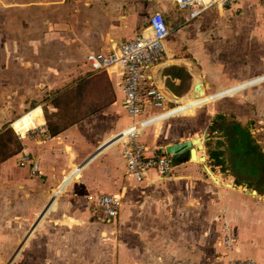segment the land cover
<instances>
[{
    "label": "crops",
    "instance_id": "crops-1",
    "mask_svg": "<svg viewBox=\"0 0 264 264\" xmlns=\"http://www.w3.org/2000/svg\"><path fill=\"white\" fill-rule=\"evenodd\" d=\"M34 9L48 13L49 27L27 22L26 13ZM155 12L164 15L170 34L152 77L181 105L170 111L172 116L153 119L140 130L145 153H169L172 145L203 138L207 127L209 135L217 114L264 125V74L250 76L253 55L260 56L258 69L264 65L260 0L214 6L193 20L169 0H0L2 47L19 52L31 43L24 39L28 31H48L55 36L50 60L66 65L44 75V99L34 96L12 108L14 113L2 111L0 120L7 121L28 111L15 127H28L35 119L50 138L33 134L11 141L0 127V264H264V194L213 169L207 145L205 150L195 146L206 163L184 161L187 152L173 156L170 178L151 171L136 183L126 175L122 142L115 138L133 120L123 107L121 77L92 72L88 56L132 40ZM13 14L16 23L9 22ZM12 31L18 33L16 40L9 36ZM16 56L8 55L7 62ZM19 63L25 71L24 60ZM198 83L202 93L195 95ZM206 96L214 99L204 112V129L184 132L179 126L194 117L176 112L191 104L200 108ZM157 112L146 108L138 120ZM23 152L39 173L19 166ZM99 194L123 196L114 220L94 212L87 197Z\"/></svg>",
    "mask_w": 264,
    "mask_h": 264
},
{
    "label": "built area",
    "instance_id": "built-area-1",
    "mask_svg": "<svg viewBox=\"0 0 264 264\" xmlns=\"http://www.w3.org/2000/svg\"><path fill=\"white\" fill-rule=\"evenodd\" d=\"M174 2L180 10L188 12V20L199 17L203 12L214 6L224 7L238 0H169ZM264 5V0H260ZM165 17L155 12L148 18L146 27L132 40L121 43L118 47L107 52L93 53L88 56V64L92 72L112 71L121 77L120 89L124 95L123 107L133 120L130 126L116 135L115 139L122 142V157L126 164L128 179L141 183L148 178L151 171L159 177L167 179L173 176V155L162 151L152 155L145 153L146 149L139 141L140 130L153 119H165L170 111L181 104L159 88L152 77V72L160 64L163 57V42L169 36ZM171 104L178 107L170 108ZM146 108L158 111L151 117L138 120ZM22 117V116H21ZM19 117V118H21ZM17 118L10 123L19 140L28 135L39 134L49 139L46 126L37 125L34 121L28 127H15ZM19 166L26 167L32 175L39 173L38 167L32 162L27 153H22ZM94 212L105 221H112L119 215L123 204L120 194H99L87 197ZM229 235L225 236V244L229 245ZM228 264H257L253 260H233Z\"/></svg>",
    "mask_w": 264,
    "mask_h": 264
},
{
    "label": "rangeland",
    "instance_id": "rangeland-1",
    "mask_svg": "<svg viewBox=\"0 0 264 264\" xmlns=\"http://www.w3.org/2000/svg\"><path fill=\"white\" fill-rule=\"evenodd\" d=\"M48 13L47 12H38L34 9V11H31V14L29 12L26 13L27 15V22L30 24H46L47 27H49L47 23H49V17H46ZM33 15V16H31ZM9 22L16 23L18 20V17L16 14H13V16L9 17ZM2 19L0 18V24L2 23ZM41 19V21H38ZM44 24V26H45ZM45 29V28H44ZM49 34V35H48ZM50 32H27L25 36V40L30 41V44H27L29 47H25L19 50H16V48H11L8 50L7 47H2L0 45V118L4 117L5 113L2 111H6V113L11 111H7V109H11L13 113L16 110H13L12 108L17 109L19 105L22 104L23 101L25 103L30 101L34 96H36L37 99H44L45 96L43 95V91H45L46 83H48V80L44 78V75L46 73H49L51 70H53L56 67V70L63 71L66 68V65L56 63L55 65L53 61H51V54H50V42H55V36L51 35ZM18 33L16 31H12L9 33V36H11V39H17ZM54 39V40H53ZM2 40L1 32H0V41ZM35 42V44H34ZM264 42V41H263ZM35 45V48H33V44ZM11 54V57L14 58L12 63H8L9 60L8 55ZM251 64H253V69H251V77L253 74L256 76H260L264 74V65H262V68L258 69L257 66V60L260 58V56L253 55ZM25 64V71L19 70L18 63L23 62ZM52 62V63H51ZM19 65L21 66V64ZM86 64V63H85ZM89 66V64L87 65ZM90 68V66H89ZM60 82V81H59ZM43 92V93H42ZM48 93V92H47ZM46 94V93H45ZM210 97V100L209 98ZM214 97L212 96H206L205 97V104H203L200 108H197L194 110V105L191 104V108H187L181 111H177L176 113H182L184 112V115H180V117H185V119L188 117H194L190 118L193 120H187L183 125H180L179 128H181L184 132H199L204 129V126L206 125V119L203 116L204 112L207 113L208 109L210 108V103ZM198 102V101H197ZM13 105V106H12ZM173 105V106H172ZM170 108L178 107V105L172 104ZM6 106H8L6 108ZM186 111V112H185ZM29 113L28 111L24 114ZM22 114L21 116H23ZM21 116L11 117V120L7 121L6 119L0 120V127L3 128L5 136L8 137V139L17 140L18 138L15 135L14 131L10 127V123L16 120L17 118ZM230 116V115H229ZM234 116V115H232ZM236 118V116H235ZM237 119V118H236ZM238 120V119H237ZM239 121V120H238ZM241 122V121H240ZM257 122V121H256ZM261 123V122H260ZM263 123V122H262ZM242 124L247 125L253 138L255 139L256 143L259 144L261 147L262 152L264 151V125L257 126L254 121L251 120V118L247 119L245 118L244 122ZM178 128V127H177ZM208 130V127L206 128ZM205 129V130H206ZM179 131V132H183ZM204 134V133H203ZM187 136V135H186ZM192 137V135H189ZM188 136V138H189ZM11 137V138H9ZM185 137V136H182ZM208 141V138H207ZM215 141L213 143V148L215 147ZM229 153V152H228ZM264 153V152H263ZM230 154V153H229ZM204 155V153H203ZM216 172L217 171L216 169ZM218 174V173H217ZM226 178V177H225Z\"/></svg>",
    "mask_w": 264,
    "mask_h": 264
},
{
    "label": "trees",
    "instance_id": "trees-1",
    "mask_svg": "<svg viewBox=\"0 0 264 264\" xmlns=\"http://www.w3.org/2000/svg\"><path fill=\"white\" fill-rule=\"evenodd\" d=\"M206 145L213 169L218 167L221 172L230 174L238 186L264 194V153L247 125L235 116L217 114L209 126Z\"/></svg>",
    "mask_w": 264,
    "mask_h": 264
},
{
    "label": "water",
    "instance_id": "water-1",
    "mask_svg": "<svg viewBox=\"0 0 264 264\" xmlns=\"http://www.w3.org/2000/svg\"><path fill=\"white\" fill-rule=\"evenodd\" d=\"M260 81L259 80H253L251 81L250 83H248L247 85H251L253 83H256ZM202 83H198L195 88H194V94L195 95H198V94H201V90H202ZM224 93H221L219 95H217L216 97H219V96H222ZM207 137H208V130L206 129L205 132H204V136H203V145L201 146H198V149H203L205 150V145H206V140H207ZM200 138H196V139H193V140H188V141H184V142H180V143H177L175 145H172L170 147H168V152L173 155L174 157H177L179 156L181 153L183 152H187V155L185 157V160L184 161H187L189 159L193 160L197 157V150L195 148L196 146V142L199 141ZM200 160L202 161V163H206V157L205 156H202L200 157ZM205 169L207 171V173L213 178L214 181H218V178L216 176L213 175L212 171L210 170V168L205 165ZM253 193H256V191H253Z\"/></svg>",
    "mask_w": 264,
    "mask_h": 264
},
{
    "label": "bare ground",
    "instance_id": "bare-ground-1",
    "mask_svg": "<svg viewBox=\"0 0 264 264\" xmlns=\"http://www.w3.org/2000/svg\"><path fill=\"white\" fill-rule=\"evenodd\" d=\"M151 123H154V122H151ZM200 138V140L199 141H197L195 144H196V146H202L203 145V138H201V137H199ZM201 150H203V149H201ZM201 153V152H200ZM203 156V155H202ZM201 155H199L198 153H197V157L195 158V159H193V161L194 162H202L201 160H200V157H202Z\"/></svg>",
    "mask_w": 264,
    "mask_h": 264
}]
</instances>
